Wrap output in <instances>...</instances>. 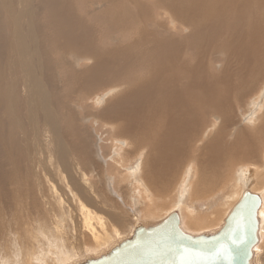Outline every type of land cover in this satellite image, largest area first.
<instances>
[{"label":"bare ground","instance_id":"1","mask_svg":"<svg viewBox=\"0 0 264 264\" xmlns=\"http://www.w3.org/2000/svg\"><path fill=\"white\" fill-rule=\"evenodd\" d=\"M96 36L104 45L95 42ZM130 65L139 68L129 69ZM261 73L264 0H0V255L11 261L15 251L8 238L17 235L26 264H34L33 259L37 264H79L83 256L109 247L112 238L131 237L139 225H148L134 217L125 234L107 230L104 236L99 216L81 207L84 246L93 251L70 261L78 252L61 246L67 231L62 216L53 215L52 229L41 223V205L50 202L43 191L48 183H56L55 174L61 173L67 185L60 184L54 192L70 198L86 189L84 172L93 173L99 165L98 142L92 137L88 141L78 123L87 115L81 96L96 90L111 89L98 113L100 129H113V135L128 143L126 148L112 145L113 154L121 156L116 164H130L140 152L132 168L135 175L128 173L134 194L147 200L150 193L149 199L159 196L155 194L168 197L177 189L181 199L189 190L192 198L206 197L220 189L224 178L232 177L235 166L242 187L230 210L245 191L253 192L247 169L262 157L252 132H264V109L254 120L239 118L236 109L237 102L245 105L255 85L260 88L253 79ZM261 105L253 106L250 114L254 116V108ZM146 108L158 112L148 114ZM136 112L146 115L142 134L134 130ZM153 123L164 124L165 131L152 128ZM203 137L208 139L198 143ZM243 160L248 163L236 165ZM259 160L255 181L262 188L264 165ZM241 165L250 167L243 171ZM186 171L191 175L183 179ZM135 182L147 187L148 197L139 196L143 191ZM253 193L261 202L252 258L264 228V192ZM229 210L219 217L217 228L188 233L217 231ZM181 213L180 226L186 232L211 227L218 219L213 213L205 218L196 214L187 217L185 229ZM112 218L123 232L124 219L116 214ZM15 221L23 222L22 237L10 229ZM57 249L62 255L49 258Z\"/></svg>","mask_w":264,"mask_h":264},{"label":"rangeland","instance_id":"2","mask_svg":"<svg viewBox=\"0 0 264 264\" xmlns=\"http://www.w3.org/2000/svg\"><path fill=\"white\" fill-rule=\"evenodd\" d=\"M148 1H150V0H148ZM156 8H161V7H156ZM85 25L89 26L87 24H85ZM97 30L99 32V35H101L102 28L98 27ZM95 38H96V40H95L96 43H98V44L102 43L101 37L98 40H97V36ZM122 43H124V41L121 42V44ZM82 61L91 62V59L83 58ZM80 65H81V62H80ZM131 66H133V65H130L128 68L130 69ZM145 66L150 68L149 64H146ZM137 68H139V67H137V66L132 67L133 70H135ZM247 79H248L249 83L252 82L251 79H249V78H247ZM253 81L257 82L259 84L260 88L258 89L257 86L255 85V88H254L253 92L249 95V97H248L249 99H247V102L245 103V105L237 102V105H238L236 108L237 112H238L237 115L239 118L242 116L241 118L243 120H246L247 118L248 119L251 118L252 120H254L255 116L259 115L260 112L264 109V106H262L263 104L262 105L260 104L261 102H264V90H263L264 89V73L257 75L256 78L253 79ZM251 85H252V83H251ZM247 87H248V91H249V88H250L249 85H246L244 87V89ZM110 91H111V89H109L106 92L96 90L94 92L85 93V95H82L80 98V100L82 99V101L84 102V105L85 106L87 105V107H85V109L87 110V115L84 116L85 117L84 120H79L78 123L80 122V124H81L80 127L83 128L84 130H86V135H87L86 138L88 141H90L91 137H92V139H94L98 142L96 149H97V151H99L98 152L99 165L95 168H92L93 173L92 172H84V175H83L84 178L83 179L85 182L84 185L87 186L86 189H81L77 192H74L70 198H67L66 196H64L62 194V191L54 192L53 188L55 190H57V187L60 186V184L65 185V186L67 185V183L64 182L62 174L58 172L57 174H55L56 175V178H55L56 183H51V184L48 183L49 188H47V191H43V197L47 200H50V202L47 204L46 207H43V205L40 204L41 208L45 211L44 219H43V221H41V223L43 225H45L47 227V229H52L53 226H55L53 224V221H52L53 215H56L59 217V214H60L62 216V218L66 222L67 231H66V233H64V236L62 237L61 246L63 249H66L67 251L74 249L75 251L78 252V253H75V252L72 253L73 255L69 258L70 261L75 257H80L85 253H90V251H93V250H91L92 246H90V245L84 246L85 230H84L83 223H82L83 221H82L81 207H84L88 211L99 216L98 218L101 219L100 222L103 223V228H100V227L99 228L102 230V234L104 236L107 235V230H109V232H116V233H120L122 235L125 234L127 232V230L130 228V226L135 223L134 217H136L140 222L145 223V224L147 223L148 225H150V224H154V222H157V220L159 221V219L166 216L172 210L179 212V214L182 212L181 213V223H182V227L185 229H186V225H187L186 223L189 222V221H187V222L185 221L187 219V217L194 218V217H197L196 214H199L198 217H200V214H201V217L205 218L206 216L210 217L209 216L210 213H213V215L215 214V217L218 216V219L216 218V220L212 221L211 227H206V229L202 228L203 230L200 229V231H198L197 229H196V231H195V229L187 231L190 233H192V232L193 233H200L202 231L215 229L221 224L220 222L222 220L220 221V218L223 219L222 217H224L225 211L227 209L229 210V207L233 201V198H235L237 193L240 191V188L242 187V185L239 181V177L235 175L236 170L238 168H236L234 166L233 172H235V173L232 175V177L230 179L224 178L222 180L220 189L214 190L211 195H207L206 197L192 198V197H190L191 193L189 190V192L186 193V198L181 199L180 196L178 195V190L176 189L177 192L176 191H174V193L172 192L170 195H168V197H164V196H162V194H155V195H159V196H152V198L149 199L152 194L150 193V195H149V193L146 192L147 187L142 183L135 182V184L137 185V188L141 189L143 191V194L139 191V196H140V194H141V196H145V195H146V197H148V195L150 196L147 200H144V197L143 198L138 197L137 194H134V192L136 190H133V188L131 187L133 184V182L131 181L132 177H128L129 176L128 173L133 172V176L135 175L134 169H132V168L141 159L140 154L138 153L134 159L129 160L130 164H129V162L127 165L125 164V162H124L125 165L116 164V159L121 158V156L118 157L117 156L118 154L117 155L113 154V152L111 151L112 145L115 147L118 146L120 148L121 147L126 148L127 147L126 145L128 143L122 137L120 138V137H116L115 135H113L114 134L113 129H111L109 131V133L107 132V130H101L100 129V118L98 116V113L102 109V107L105 105L104 99L107 98L105 95L109 94ZM94 103L96 105H94ZM158 105L160 106L159 103H158ZM255 105H261V107L259 110H257V108H259V106L254 108L255 110H253L254 111V116H253V113L250 114V111L253 108V106H255ZM90 106H93L92 112H90ZM145 116L146 115L143 114V116H141V118H144ZM212 119L214 120V117H212ZM84 123L88 125L86 128L84 127ZM249 129L253 130V128H249ZM139 130L143 131V128H139ZM106 133L109 134L108 137H107ZM252 134H254L256 136L257 142L259 141L260 145L258 144V146L259 147L261 146V148L260 149L258 148V149L260 150L259 151V157L260 156H262V157H260V158L257 157V158H255V160L258 162V160L260 159L259 161H261V163L264 165V151L262 150V148H263L262 144L264 143V132L263 131L259 132V133L252 132ZM204 137L201 139L202 141L198 142V143H204L208 139L207 138L204 140ZM108 145H110V146H108ZM262 152H263V154H262ZM193 160H196V158L192 157V159L190 160L191 164H193ZM255 160H254V167L253 168L250 166H245V167L252 168V169H250V168L247 169L250 173L249 185L253 188V190H251V191L260 193V191L264 192V186L262 188L261 187L259 188L260 184L255 181L256 180L255 179V173L259 171L257 164H255V162H256ZM241 162H243V164L248 163L247 160H243V161L236 163V165H238ZM249 163L253 164V161L252 162L249 161ZM245 167L242 168V165H241V167L239 169H243V171H244ZM49 169L53 170L54 166H50ZM42 172H44V171H42ZM52 172L56 173L57 171H52ZM43 175H44V173H41V176H43ZM187 175L189 178L191 173L188 171L182 173L183 179H186ZM53 179H54V177H53ZM44 185H47V184H44ZM89 187H90V189H89ZM187 194L189 195L188 197H187ZM135 195H136V197H135ZM139 198H141V199H139ZM175 198H176V200H175ZM138 199L140 201H138ZM192 199H194V201ZM164 200H165L166 204H165ZM191 201L194 203H192ZM134 202H137V203H135L136 206H135ZM145 202L147 204H145ZM149 202H150V204H149ZM171 202L173 204H171ZM168 203L171 205L169 206ZM149 205H152V206H149ZM182 205H184L185 207ZM156 207H157V209H156ZM186 207H188L187 212L185 210ZM155 209L157 211H155ZM223 209H224V211H223ZM183 212H185L186 214ZM198 212H200V213H198ZM37 214H39L41 216L40 213H37ZM113 214H116V217L119 218L121 221H123L121 218L124 219L125 229L123 232L118 230V224L112 218ZM183 214H185V215L183 216ZM222 214H224V215H222ZM160 216H161V218H160ZM211 217H212V215H211ZM155 218H157V219H155ZM201 223H203V222H201ZM215 224H217V225L215 226ZM10 229L16 230V232H18L19 235L22 237L23 232H24L23 222L22 221H15L14 224H12V222H10ZM45 231L46 230H44V233H45ZM29 237H30V235H26V232H25L24 239L26 238L25 240H28ZM115 237H117V236H115ZM123 239H125V238H123ZM123 239H117L116 240V239L112 238L111 241L109 242L110 243L108 245L109 247H107V245H106L104 247H101L100 249L98 248L96 250L97 252L94 251L95 254L91 253V254H87L86 256H83L80 259V262H82L88 258H95V257H98L102 254L107 253L114 245H116L118 242H120ZM8 240H10V242L12 243V245H10V249L14 250L15 254L12 256L11 261L9 259L8 260L5 259L6 257H4L3 255H0V260L3 261L2 264H26L27 259H25V261L23 260V255H24V253L22 251L23 247L21 249V240L19 239V237L17 235H14V238H8ZM2 244L4 245V241L2 242ZM26 244H28V242ZM257 244H258V246L256 247V250L254 252L255 259H254V256H253V258L251 257V264H260V263L264 264V228H263V237L259 238V241L257 242ZM37 252L38 251L36 249V252H35L36 255H37ZM52 252H53V254H51L49 256V258H52V257L59 258L62 255L61 253H59L58 249H57V251H52ZM33 263L37 264V261L35 259H33ZM72 264H75V262H73Z\"/></svg>","mask_w":264,"mask_h":264},{"label":"water","instance_id":"3","mask_svg":"<svg viewBox=\"0 0 264 264\" xmlns=\"http://www.w3.org/2000/svg\"><path fill=\"white\" fill-rule=\"evenodd\" d=\"M260 202L258 194L245 191L222 226L209 234L186 232L179 212L172 210L157 223L139 225L107 253L79 264H251Z\"/></svg>","mask_w":264,"mask_h":264},{"label":"crops","instance_id":"4","mask_svg":"<svg viewBox=\"0 0 264 264\" xmlns=\"http://www.w3.org/2000/svg\"><path fill=\"white\" fill-rule=\"evenodd\" d=\"M146 110H147V112H148V114H150V113H157L158 112V110H155V111H149L147 108H146ZM132 121L135 123V125H136V129L134 128V130H136V131H138L140 134H142L143 133V131H140L139 130V128H142V124H143V119L141 118V113L140 112H136V113H134L133 114V116H132ZM155 119H159V117L158 116H155ZM152 125V128H157V129H163V131H165V125L164 124H162V123H153V124H151ZM168 142H169V138H168V141H167V144H168ZM138 154V153H137ZM136 154V155H137ZM139 154H140V152H139Z\"/></svg>","mask_w":264,"mask_h":264}]
</instances>
